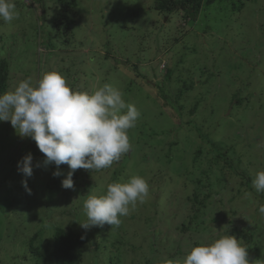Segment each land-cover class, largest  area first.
<instances>
[{
  "label": "rangeland",
  "instance_id": "obj_1",
  "mask_svg": "<svg viewBox=\"0 0 264 264\" xmlns=\"http://www.w3.org/2000/svg\"><path fill=\"white\" fill-rule=\"evenodd\" d=\"M44 1L51 4L44 24L38 19V0H12L17 17L7 23L0 19V61L9 65L7 92L22 80L31 78L34 84L42 73L55 71L72 90L91 94L104 84L118 88L125 103L134 104L144 116H139L132 132L128 130L132 136L129 152L110 168L77 169L72 177L74 188L61 187L52 198L46 186L59 178L53 176L57 170L65 178L68 165L63 170L54 163L45 165L43 153L32 154L33 148L39 150L35 141L21 137L10 121H0V264H53V223L90 240L80 250L79 264H120L119 250L124 264H162L172 255L182 259L195 247L194 242L206 244L226 234L238 237L246 248L239 235L249 231L260 247L258 255L249 251V264H264V216L258 211L264 199L253 183L251 190H236L264 171V0H246L238 13L231 10L238 1L225 0L226 12L215 5L203 10L195 23H186L181 14L169 19L154 11V0H77L76 26L66 38L50 23L56 0ZM136 67L141 77L136 76ZM167 72H173V83L180 74L188 77V72L197 82L182 103L184 118L177 113L181 102L174 107L164 105L161 93L173 96L176 92L174 87L166 91ZM240 89L249 95V103L243 113L228 111L229 99ZM200 95L202 108L190 116L193 99ZM212 105L219 108L216 115ZM192 120L216 144L235 146L236 152L227 154L233 163L231 171L198 138L189 124ZM21 151L32 152L31 177L15 163ZM179 157L186 171L197 173L204 194L214 195L212 185L218 179L228 180L231 186L223 191L224 196L208 199L201 216L207 232L178 228L182 222L187 225L194 214V204L188 201L194 192L191 176L174 170ZM134 175L147 181L149 192L143 202L130 207L127 216L119 217L118 227H81L87 223L83 203L88 195L106 194L110 183L126 182ZM25 180L30 194L22 185ZM220 200L224 202L219 204ZM230 221L233 224L227 226ZM39 231L42 233L35 238ZM32 238L36 240L34 253L29 246ZM152 240L156 248L150 252Z\"/></svg>",
  "mask_w": 264,
  "mask_h": 264
},
{
  "label": "clouds",
  "instance_id": "obj_2",
  "mask_svg": "<svg viewBox=\"0 0 264 264\" xmlns=\"http://www.w3.org/2000/svg\"><path fill=\"white\" fill-rule=\"evenodd\" d=\"M17 15L12 0H0V19L7 23ZM139 115L134 104L125 103L118 88L104 84L91 94L72 90L55 71L42 73L34 84L31 78L22 80L0 94V121H10L21 137L35 141L46 158L45 165L54 163L57 169L68 165L70 171L61 182L64 189L74 188L72 177L77 169L110 168L129 152L128 130L135 127ZM32 160L29 153L18 162V170L26 177L33 174ZM61 174L53 172L54 177ZM252 183L257 192H264V171H258ZM22 185L30 194L26 180ZM148 192L147 181L138 175L110 183L106 194H91L84 200L87 223L81 227H118L119 217L127 216L130 207L143 202ZM258 211L264 216V205ZM162 264H249V260L241 242L226 234L192 247L182 259L165 258Z\"/></svg>",
  "mask_w": 264,
  "mask_h": 264
},
{
  "label": "trees",
  "instance_id": "obj_3",
  "mask_svg": "<svg viewBox=\"0 0 264 264\" xmlns=\"http://www.w3.org/2000/svg\"><path fill=\"white\" fill-rule=\"evenodd\" d=\"M225 0H154V11L156 12H161L165 15H167V17H170L169 19H171V16L174 15H178L181 14L182 15V19L185 20V22L187 23L192 22L195 23L197 22V20H199L200 18V14L203 10H209L211 8H213V6L215 5H221L223 6ZM238 1V5H236L233 0H232V5H231V10L232 13L233 12H240L243 9V5L244 2L246 0H237ZM36 3V2H35ZM39 3V21L44 24L48 17L46 15L47 13V8H51V4L46 3V1L44 0H38ZM80 6L79 1L77 0H56L53 7L54 8V14L51 18L50 23H52V25L56 26V28L58 29L57 31H59V35L62 36L63 38H66L67 36H69V34L72 33V31L75 29L76 26V21L73 19V15L77 14V10ZM224 7V11L226 12L228 9ZM204 12V11H203ZM52 34V33H49ZM51 38V37H49ZM51 41V40H50ZM51 43V42H50ZM49 43V44H50ZM188 77H184L182 74L178 75L176 78H178L174 83L171 82L172 81V74H169V72L165 73V80L167 81V86H166V91L170 90L171 88H176V92L175 94L172 96L167 95L166 93H161L162 97L165 100V106H175V104H179L177 102H181V106L180 108H177V113L181 118H184V114H182L181 111H183L184 106L182 103H184L186 101V98L188 95L191 94V92H193L196 89L197 86V82L194 80V76L193 74H191L190 72ZM135 74L137 77H141L142 75L139 73L138 68H135ZM200 78V77H199ZM202 78V77H201ZM203 83H201L203 85V87L208 84V81H202ZM213 85V84H212ZM9 87V65L8 62L6 60H2L0 61V94H3L5 92H7ZM207 89V88H206ZM244 90L240 89L237 93L232 94L231 98L229 99V110L233 112L234 110H241V112L243 113L245 110V106L247 103H249L250 97L249 95H246L243 93ZM208 93L210 94V92L208 91ZM240 94V96H239ZM204 95H207V93H205ZM203 96V95H202ZM200 95V97H195L193 99V105L191 106V108L188 110V114L190 116L198 113L197 111L201 110L202 108V104H203V98ZM206 102V101H205ZM215 105H212V109L211 112L212 114H217V112H219V108L216 106V109L214 107ZM151 107V105L149 106ZM182 108V109H181ZM156 109H153L151 111H155ZM150 113V112H149ZM140 117H143L141 115H139ZM189 124H191L196 132L198 133L197 136L198 138H201L205 143H207L213 150V153L216 155V157L218 158V160H224L226 163V167L228 170L231 171V167L233 166V163L231 162V160L228 157V153H234L235 151V146H231L230 145H224V143H217L215 141H213L210 137L209 134H205V132H203L202 128H200L197 123L192 120L191 122H189ZM130 132H132L133 130L130 129ZM155 134V133H154ZM162 135H165V132H161ZM129 139L132 140V136L128 135ZM234 137L236 138L237 135H234ZM202 147V146H201ZM198 150H200V148ZM33 155H38L39 154V150H37V148H33ZM38 151V152H37ZM198 155H201L202 152L198 151L197 152ZM26 155H28V152L26 151L25 153H23V151H21L20 156L15 159V163L20 162L22 160L23 157H25ZM171 160V159H170ZM195 162V161H194ZM67 165L66 164H62L59 166V169L63 170ZM200 167V166H199ZM57 168V167H56ZM194 168L196 169L197 166H195L194 164ZM175 171H179L180 172H187L188 175L191 176V180L193 182V195L191 198H188V201H191L194 205V214L191 218H189L187 225H185V222L180 223V226L178 227L180 229V231H188V230H199L201 232H207V230H204L202 228V226H204V220L201 219V216L203 214H205L206 212V206H207V201L209 198H211L212 196H214V198H217L219 195L220 196H224L223 195V191L228 192V189H230L228 183V180H221L218 179L219 177H216V179H218L216 181V185H212V191L214 193V195H208V194H204L202 191V187H203V183L202 181H200L197 178V173L192 170L190 172L186 171V167L185 164L183 163V161L181 160V157L177 158L175 160ZM173 170V171H174ZM221 172L223 173L224 170L221 169ZM243 174V173H241ZM187 175V176H188ZM66 178V177H65ZM63 177V175L59 176V178L57 180H53L52 182H50L46 188L48 190V195L52 198L56 193L59 192L60 188L62 187V180L65 179ZM224 178V176H223ZM215 179V180H216ZM254 179L253 178H249L247 183H241L236 187V190L238 192H240V190L243 187H246L248 190L252 189V181ZM0 186L2 187V184H0ZM216 186V187H215ZM214 187L216 188V190L214 189ZM218 188H222L223 190H219ZM89 192V190L87 191ZM217 192V193H216ZM216 193V194H215ZM260 193V197H262L264 199V192H259ZM84 195V193H82ZM228 194V193H227ZM200 195H206L203 197V199L200 200ZM229 195V194H228ZM222 199H224L222 197ZM230 202L233 201V199L231 198V200H229ZM224 200H220L218 203L221 204L223 203ZM185 205V204H184ZM237 211L235 210H231V215H236ZM229 217H232V216ZM235 217V216H234ZM228 216L226 217L227 220ZM42 220V219H41ZM233 221H230L227 223V226L232 225ZM64 229V226L62 225H58V223H53L52 225V237H51V248H52V252H51V258L53 260V264H79V258H80V250L81 248H83L84 246H86L89 243V239L88 237L83 234V233H79L76 230H73L72 228H68ZM259 230V228H258ZM42 233V231H39L37 233H35V238L39 237L40 234ZM232 232H237L236 228L232 229ZM257 233V231H255ZM238 234V233H237ZM245 235V236H243ZM241 234L239 235V237H242L245 245H246V249L248 252V259L250 258L251 254H250V250L256 251L257 255L259 254L258 249L260 247H258L257 242H254L253 240V233L251 234L250 231L246 234ZM33 240V238L31 239L29 246L31 247L32 252L34 253V251H36V248L33 247V245L36 243V240ZM238 237H236L237 239ZM194 246H199L200 243L198 242H194L193 243ZM152 247V248H149ZM156 248L155 245V241L152 240V242L149 243L148 245V249H150L151 251H154ZM177 251H180V247L178 246ZM135 249V246H134ZM118 257L120 258V264H124V261H122L121 259V254H120V250L119 253L117 254ZM177 256V255H176ZM179 257V255H178ZM177 257L175 256H171L170 259H176ZM159 260H161V258H159ZM149 264H155L153 262H150ZM161 264V263H160Z\"/></svg>",
  "mask_w": 264,
  "mask_h": 264
}]
</instances>
